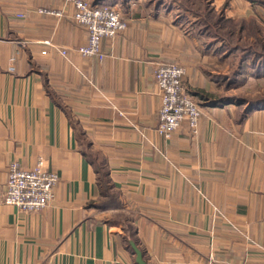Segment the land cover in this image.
Instances as JSON below:
<instances>
[{
  "label": "crops",
  "instance_id": "crops-1",
  "mask_svg": "<svg viewBox=\"0 0 264 264\" xmlns=\"http://www.w3.org/2000/svg\"><path fill=\"white\" fill-rule=\"evenodd\" d=\"M106 4L127 29L99 61L76 52L74 0H0V264H138L132 243L147 264H264V107L220 99L231 81L195 65L212 57L179 8ZM161 62L186 69L196 135L157 132ZM39 158L59 175L49 205L4 204L10 164Z\"/></svg>",
  "mask_w": 264,
  "mask_h": 264
},
{
  "label": "built area",
  "instance_id": "built-area-1",
  "mask_svg": "<svg viewBox=\"0 0 264 264\" xmlns=\"http://www.w3.org/2000/svg\"><path fill=\"white\" fill-rule=\"evenodd\" d=\"M74 4L76 7L74 19L85 27L88 33V43L79 47L76 52L83 58L103 61L106 57L102 48L103 39L117 37L127 29V22L121 13L109 4L93 5L86 0H74ZM39 12L57 14L45 9ZM45 45L53 46L48 41ZM55 48L62 55H68V50ZM13 62L14 59L11 60L9 67L11 72L14 71ZM185 75V69L176 63L161 62L154 72L162 100L157 132L165 139H170L183 126L188 127L193 135L199 131L202 112L199 104L193 100L184 86ZM58 183L59 175L46 169L43 158H39L31 170H25L18 162H13L9 166L3 203L15 206L23 212H39L54 198V190ZM207 264L218 262L211 256Z\"/></svg>",
  "mask_w": 264,
  "mask_h": 264
},
{
  "label": "rangeland",
  "instance_id": "rangeland-1",
  "mask_svg": "<svg viewBox=\"0 0 264 264\" xmlns=\"http://www.w3.org/2000/svg\"><path fill=\"white\" fill-rule=\"evenodd\" d=\"M86 1L92 3V0ZM179 1L182 5L176 4V7H173L182 12L179 19L191 18L195 20L194 25L190 23L193 29H198L200 34L201 30H204L202 35L207 44L203 47L206 54L208 53L207 57H212L210 61H194L195 65H204L206 70L222 77L232 76L237 69H242L237 80L231 81L227 91L229 95L220 99L227 103H237L231 96L263 99L264 75L257 77L254 71L260 67L264 68V0H225L217 8L216 0ZM111 6L116 10L123 8L113 4ZM220 18L222 19L218 23ZM185 78L186 75L183 83L187 89ZM198 99L193 97L196 102ZM262 107L264 105L260 108Z\"/></svg>",
  "mask_w": 264,
  "mask_h": 264
},
{
  "label": "trees",
  "instance_id": "trees-1",
  "mask_svg": "<svg viewBox=\"0 0 264 264\" xmlns=\"http://www.w3.org/2000/svg\"><path fill=\"white\" fill-rule=\"evenodd\" d=\"M106 1L107 0H97L95 3H93V5H102V4H106ZM152 2L156 3L157 6H165L166 8H173L176 4H179V5H182L180 3L179 0H151ZM255 1H260V0H255ZM222 18H220L218 20V23L219 21H221ZM205 29V28H204ZM204 30L202 29L201 30V33H203ZM242 73V69H237L233 74L232 76H219L220 79L222 80H227V79H230V81H235L237 80V77L239 74ZM254 74L257 76V77H260L262 75H264V68L260 67V68H257L255 71H254ZM199 96L200 97H205L207 99H209L208 97H210L209 95H205L204 93H199ZM233 98V100H236V102L238 104H244V105H247L248 109H255V108H260L261 106L264 105V98L263 99H259V100H253V99H248V98H244V97H241V96H231ZM230 97V98H231ZM231 98V99H232ZM220 102V100H214L212 101V103H218Z\"/></svg>",
  "mask_w": 264,
  "mask_h": 264
},
{
  "label": "water",
  "instance_id": "water-1",
  "mask_svg": "<svg viewBox=\"0 0 264 264\" xmlns=\"http://www.w3.org/2000/svg\"><path fill=\"white\" fill-rule=\"evenodd\" d=\"M132 247L135 251V254L137 256V263L138 264H147L144 260L143 252L137 247L135 243H132Z\"/></svg>",
  "mask_w": 264,
  "mask_h": 264
}]
</instances>
